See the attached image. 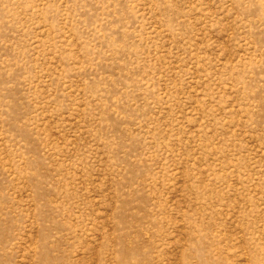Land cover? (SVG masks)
I'll return each instance as SVG.
<instances>
[{
	"label": "rangeland",
	"instance_id": "1",
	"mask_svg": "<svg viewBox=\"0 0 264 264\" xmlns=\"http://www.w3.org/2000/svg\"><path fill=\"white\" fill-rule=\"evenodd\" d=\"M0 264H264V0H0Z\"/></svg>",
	"mask_w": 264,
	"mask_h": 264
}]
</instances>
